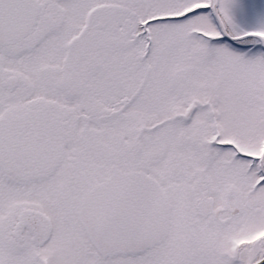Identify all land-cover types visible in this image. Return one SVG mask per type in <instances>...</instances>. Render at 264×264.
Returning <instances> with one entry per match:
<instances>
[{
  "label": "snow or ice",
  "instance_id": "1",
  "mask_svg": "<svg viewBox=\"0 0 264 264\" xmlns=\"http://www.w3.org/2000/svg\"><path fill=\"white\" fill-rule=\"evenodd\" d=\"M0 264H264V0H0Z\"/></svg>",
  "mask_w": 264,
  "mask_h": 264
}]
</instances>
